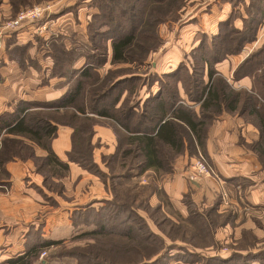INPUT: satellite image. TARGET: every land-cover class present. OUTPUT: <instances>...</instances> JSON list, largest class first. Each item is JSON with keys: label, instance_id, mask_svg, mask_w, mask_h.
Segmentation results:
<instances>
[{"label": "rangeland", "instance_id": "1", "mask_svg": "<svg viewBox=\"0 0 264 264\" xmlns=\"http://www.w3.org/2000/svg\"><path fill=\"white\" fill-rule=\"evenodd\" d=\"M49 1L51 0H18V2L22 3L20 5V8L11 12V15H9L8 17H4L0 20V38L2 43L1 46H3L2 36L4 30L8 32L9 35L11 34V43L14 42V32H16L19 28L25 26H33L35 29L43 28L44 31H47L48 29L46 28V24L48 23V21H53L55 18V15L51 13L50 9H48ZM88 2L92 7V0H88ZM226 3L229 6L235 7L237 11L239 10L238 12L236 11L237 13L234 12L236 13V15L234 16V13L231 14V11L230 15H232V18L235 19L240 14V19L242 21L240 30H246V25L250 26L251 34L253 32L254 39L251 42H246L242 45L239 52L240 54L236 55V60L235 58L232 59V63L225 62L224 59L227 58V55L224 54L225 51H220V53H218L220 61L214 64L212 63L211 67L219 76L225 78V81L229 83L227 77L223 75L220 70H223L224 67H228L231 72L233 71L234 76V72L238 65L241 64L244 59H247L250 56V60L243 67L242 72H258L262 67L264 68V54L258 56L256 59H253V57L264 50V0H185L183 7L177 12L179 18H177V16L176 20L163 23L159 26L158 29L159 34L162 37V43L159 44L157 48L154 49V51L150 52L147 55L145 61H143L141 64L138 62H127L117 65H111L107 60L106 65L104 64L105 66L101 65V67L97 69L100 75H98L97 73V75L95 76L91 75L90 77L84 78L85 80L83 82L82 91L80 95L76 97L73 106L55 108L53 107L55 106L54 104L50 107L51 109L49 110L39 111L42 112L39 113L41 114V116L46 115L47 118H53L54 120L59 121V123L54 121V123L56 124L55 136L57 135V131L60 127L70 130V136L71 134H75V132L80 135L81 139L84 141V143L81 144L82 151L90 152L91 159L93 161H88L89 157L84 153L85 158H87L85 164L88 165L90 162L93 166L89 170L81 167L82 169L98 178L102 183L104 181L107 187L110 186V184L116 187V196L119 199H122L124 197L125 201H131V204L133 206L136 205L138 207L135 210L141 216V218L146 220L145 222H147L148 227V229L143 228L142 230L143 232H146L144 231L145 229L147 231L149 230L151 234L154 235L151 236V240L155 241L152 245V251L149 252V254L145 255V258H147L151 253L160 250V264H175L176 262L177 264H208L206 261L207 259H209L210 264H217L216 262H212L211 259H229L232 256L236 258L233 262H225L223 264H264V205H252L249 201L245 200L244 202L240 199L239 204L233 201L236 196H245L246 189L249 187H257L258 185L264 186V154L258 152V146L256 145L255 148H253L254 151L251 148V145L253 143H260L261 140L258 119L261 116L264 117V102H262L263 107L260 109V111L257 110V117L255 115L251 116L249 114V110L241 111L237 114H231L228 112L221 113H226L231 116H239L242 126H248L250 128V131H247V129L243 130L244 135L241 139H239V143L243 149H245L247 152H251L253 156L256 157V161L258 163L257 167L261 175L255 179V182L246 181L242 183L241 181V185H235L238 186L237 188H235V190H224L218 185L217 189H215L214 191V197H217L213 202L212 200L203 198V201L201 200L197 203L192 200V189L189 184H191L195 188H198L201 186V183L205 178H213L217 181L220 179V176L214 170L205 154L203 155L198 150L196 152L195 150L190 149V144L186 142L185 146L187 147V150L185 151V153L177 156L174 161H172L169 172H162L161 174L157 175L145 171L140 175H137L136 177H130L129 179H114L115 175H120L122 169L120 168L121 161L119 160V157H115L112 154L116 150V146H118V143L122 144L123 146L125 145L127 141L125 139V135L127 134L126 131L122 129L120 123H117L111 117L99 116L94 113L92 114L82 111L79 112V110L77 111L76 107L84 106L87 102L89 103V99L93 95L95 96V94H99L98 96H100V94L112 81V84L117 82L125 83L122 84L121 88L116 89L109 96L103 99L102 102L111 104V102L116 99L117 94H119L118 99H120V105L122 104V102H124L126 105L133 103L137 104L139 109H141L145 99L153 96L157 92L155 88L157 86L159 88L160 82L158 83L156 79L159 78L160 81H162L161 83L163 84H167V82L169 84H172L175 82L173 79L168 80L167 78H164L163 75L166 73L178 72L179 77L183 80L184 74L186 72L191 74L192 68L194 67L198 69V73L194 75V78L197 80V82L202 80L207 81L205 71L206 69H204V72L201 73L204 65L202 61V52L198 48L200 40H204L206 42L205 46H208L209 43L214 40L216 48H218L219 45H227L228 48L232 49L235 48L237 44L236 40L235 42H233V39L235 37L238 38V35L234 34L232 37H230V39L225 38V32L230 30L231 27L219 26V33L220 30H222L220 35H218V32H208L206 34H203L201 33V31H198V33L196 32L193 34L191 41H189L190 38H188L183 44V41L180 39H182L183 29L187 28L186 26H188L195 17L197 18L203 13L213 15L214 12L216 13L217 18H221L222 15L219 14L220 11L214 10V8L216 7V5L219 6ZM38 5L45 6L46 8L42 18H38L27 25H21L13 31L9 30V28L6 27L7 22L10 20H15L21 12H24V10ZM86 8L87 5L85 7V10ZM94 9L96 10V8ZM11 10H13V8ZM61 10L62 7L59 9V12ZM90 10H92V8ZM85 12L86 11L82 10V13H80L81 17L79 16V20L81 19V21L76 20V23L80 24L81 26L72 27V29H68L67 31H63L61 29L60 31L58 28L57 32L51 30L46 35H40L41 33L39 31H36L31 40L28 41V43H24L21 46L11 45V61L21 69H32L37 74H40L45 64V62L42 61V58L45 56V54H48L47 57L50 58L49 61L51 64V67L49 69V77H54L52 76V67L55 63L58 64L57 70L65 72V74L62 75L64 81H55L52 87L60 89L66 86V90L64 92L66 93L69 88L72 89L73 86H75L76 79L79 78L78 74L73 73L72 70L85 69V67L82 68L83 66L81 68H77L76 66L79 65L78 61L80 59H78V57L84 54V51L89 48V40L88 43H85V41H83L84 43L80 42V48H78V46H72V43L76 41L75 39H73L75 34H77L78 37L80 36L79 38H81V35L79 34H82V38L84 37L85 40L86 37L87 40V33H89V30H92V28H90L92 13L85 14ZM75 13L76 10L74 12V16ZM196 13H198V16L196 15ZM207 19L208 18L205 17L203 23L206 22ZM228 20L230 19L227 18V21ZM47 26L49 28L50 24L48 23ZM51 40L56 41H53L51 43ZM96 42H100V44H103V41H100L99 39H97ZM215 47H213L214 50H216ZM203 53H205V55L207 56L215 55V53H212L211 51H205ZM50 54L53 57L49 56ZM134 56L139 58L138 55ZM211 58L212 57H210V59ZM257 59L260 60H258L257 62ZM169 68L170 70L167 71ZM92 70L94 69H91V71ZM124 76H128L127 79H124ZM129 78L138 79L128 81ZM234 78L238 79L239 77ZM238 90L247 89L240 87L238 88ZM126 100H128V103L125 102ZM33 103H35V101L31 100L26 102V104H22V106L24 108H34L35 105H30ZM14 107L12 108L13 110ZM17 108L21 109L19 106ZM2 114H5V112H3ZM220 115L216 116L212 120V123L215 122ZM102 127L107 128L112 133L111 138L97 137L96 130L102 129ZM89 132L91 133V135L90 138L87 139L86 135ZM11 137L13 138V136L8 135L3 131L1 132L0 153L4 149L9 152L10 156L12 155V153L18 154L20 156L22 155V158H24V160L22 161L30 160L34 166V170L37 173L42 175V177H44L45 175L47 176L46 184L53 188L52 191L60 193L63 189V185H66L67 183V178L65 175L61 181L62 183L56 185L54 179L56 178V176L51 175V173H49L50 170H47V172L46 169L41 168L42 162L44 161L42 157L46 156V150L29 139H23L27 144V147L23 145L18 146V144H11ZM17 139L21 140V138L18 137ZM28 147H30V149L34 151V153H32L34 157H30V150L28 149ZM200 155L203 156L208 162L209 167L211 168V172L209 175H206L202 178L200 177L198 180H190L188 174H186L188 166L193 159L198 158ZM130 158L132 157L126 159L125 164L129 165L133 161L135 163L139 162V159H131L133 161H130ZM177 160H179L180 162H177ZM2 166L3 165H0L1 181L7 178V174H5V171L1 169ZM107 166H110V169ZM177 177H180L183 182H186L187 184V188L181 192L180 198L186 207V215H189L190 211H192L194 215L197 213L198 216H193V219L191 221L193 223H197V227H194L191 224L183 223V218L179 213V209H177L176 206L170 203L167 198V193L164 190V184ZM151 182H155L156 186L158 187V190L153 196H151L149 192V189H151V186H149ZM0 184L1 191L8 188L7 186H5V182ZM108 189L109 188H107V190ZM261 190L264 191V188ZM129 191H134V193H129ZM258 192L260 191L258 190L254 195L257 199H259L260 194ZM61 193L63 194V192ZM124 193H127V197L124 196ZM155 196L159 198L157 201L158 203H155L153 201V198ZM63 197L65 199L68 198L65 194ZM263 197L264 195L262 193L260 195V198L262 199ZM111 199L112 201H114L112 194L110 193V198L107 200ZM48 200L49 199L47 198V201ZM107 200H103L98 208L90 206L91 203L76 204L72 207L82 208L84 206H87L86 209L95 211L103 206V202ZM115 201L119 202V200L117 199H115ZM48 210L52 209L48 208ZM76 210H74L73 212H77ZM211 210H213V213H211ZM220 214L227 216V219H225L222 224H220V222L218 221L219 217H216ZM205 216L206 219L215 217L213 219L215 221L217 220V225L212 224L211 226L213 227V229L209 228V234L207 233V235H205V232L202 233L200 231L201 228L199 227V223L204 222L203 219L205 218ZM152 219L155 221V223ZM35 232H38V229H36ZM78 235L74 236L73 238L71 237L66 242L55 241L58 242V244L51 245L47 249L40 251V253L34 259V263L77 264L78 260L74 258L72 252H76V249H80L82 251L83 249H86L85 251L90 252L92 247L91 245L87 247V245H89V243L91 242L94 244V238H77ZM33 237L34 234L32 235V239ZM101 240L105 241L106 239ZM115 245L113 244V249L110 250L111 253H107V251L103 252L102 250H100L96 252L97 256L101 257V255H104V257L106 258V262L110 261L116 264H133L139 261V259H142L138 256L139 253L135 255L131 260H128V258H123L124 251L115 249ZM181 248H183L184 250H182ZM252 256H256V259L251 260L250 258H252Z\"/></svg>", "mask_w": 264, "mask_h": 264}, {"label": "trees", "instance_id": "2", "mask_svg": "<svg viewBox=\"0 0 264 264\" xmlns=\"http://www.w3.org/2000/svg\"><path fill=\"white\" fill-rule=\"evenodd\" d=\"M184 3L185 0H92V7L96 8L97 11L95 10L92 13L90 22L92 30H89V33H87L91 47L89 46L84 51V54L79 56L85 59L82 67H85V69L72 70L73 73L79 76L76 79L75 86L72 89L69 88L63 96L54 101L30 104L35 105L36 107L34 108H24L22 104H26V102H20L11 113L0 114V134L3 131L13 136V138L11 137V144L27 147L23 139H29L45 149L47 153L46 156L42 157L44 161L41 168L46 169V171L50 170L49 173L56 176L54 178L56 185L61 184L64 176H67L68 161L76 163L86 170L91 169L93 165L90 162L86 165L85 161L87 158L84 156L87 154L89 157L88 161H92L91 154L90 152L82 151L81 144L84 141L76 132L75 134H71V148L66 153L67 162L61 160L51 150L50 141L56 134V124L54 121L58 123L59 121L47 118L46 115L41 116L39 113L42 112L39 111L49 110L54 104L55 106L53 107L55 108L73 106L76 97L82 91L84 78L97 75V69L101 65L104 66L109 54L111 65L127 62H138L141 64L145 61L147 55L162 43V37L158 29L159 26L179 18L177 12L183 7ZM221 26L231 27L230 30L225 32L224 36L226 35L225 38L230 39L234 34H237L238 38L235 37L233 39V42L236 40L237 44L232 49L228 48L227 45H219L216 48L214 40L208 46H205L206 42L204 40H200L198 48L202 52L204 65L201 73L206 69L207 81L202 80L197 82L194 75L198 73V69L194 67L191 74L188 72L184 74L183 80L179 77L178 72L166 73L163 77L168 80L173 79L175 82L163 84L159 78L156 79L158 83L160 82V86L153 96L144 100L141 109L138 108L137 104L130 103L126 105L124 102L116 108L115 103L119 100V94H117L116 99L111 104L102 102L103 99L116 89L121 88L122 84L125 83L117 82L112 84V81L100 96H98L99 94H95V96L93 95L89 99V103L87 102L84 106L76 107L79 112L111 117L117 123H120L122 129L126 131L125 139L127 141L125 145L123 146L118 143L116 150L112 154L115 157H119L121 161L120 168L122 169L120 175H115L114 179H129L145 171L157 175L162 172H169L172 161L187 150L185 146L186 142L190 144V149L196 152L198 150L204 155L207 129L212 120L222 112L237 114L241 111L249 110L251 116H258L257 110L260 111L263 107L262 102H264V68L262 67L258 72H242L243 67L249 62L250 56L238 65L234 72V77L248 76L251 79L252 87L247 91L233 89L225 81V78L219 76L211 67L212 63L220 61V57L218 56L220 51H225L224 54L238 53L244 43L251 42L254 39L253 32L251 34V28L247 25L246 30L235 28L230 20L221 24ZM97 39L103 41V44L97 43ZM53 41L56 40H51V43ZM205 51H211L215 55L207 56L203 53ZM262 54H264V50L255 55L253 59ZM134 55H138L139 58ZM49 56L53 57L51 54ZM210 57L212 58L210 59ZM258 60L260 59L256 61L258 62ZM57 68L58 64H53L52 76L62 77L65 72H61ZM91 69L94 70L91 71ZM98 75L100 74L98 73ZM127 77L124 76V79H127ZM135 79L138 78H129L128 81ZM178 85L183 90V97L179 92ZM185 100L195 103L197 109L195 106L192 107L187 104ZM125 102L128 103V100ZM18 106L21 109L17 108ZM115 113H118L117 115L119 116ZM258 124L261 140L260 143H253L251 148H255L256 145L258 146V152L264 154L263 116L259 117ZM90 135V132L86 135L87 139L90 138ZM17 137L21 138V140H18ZM28 149L30 150V157H34L32 154L34 151L30 147ZM129 157H132L130 161H133L131 159H139V162L135 163L133 161L129 165L125 164L126 159ZM14 159L24 160L22 155L12 153L10 156L9 152L4 149L0 153V165H4L6 161ZM108 168L110 169V166ZM1 169L4 171L3 166ZM43 178L46 187L53 190L51 186L46 184L47 176L45 175ZM103 183L105 184L104 181ZM149 186H151V189H149L150 195L158 190L155 182H151ZM105 187H107L106 184ZM107 188H109L114 201L111 199L103 202V206L98 210L85 209L86 211L83 212L78 210L76 214L72 215L73 223L76 224L78 222L88 227L77 238H94V244L91 242L87 245V247L90 245L92 247L90 252L85 251L86 249H83V251L76 249V252H72L74 258L78 260L77 264H116L110 261L106 262L104 255L98 257L96 253L100 250L111 253L110 250L113 249V244H117L115 245V249L124 251L123 258H128V260H131L139 253L138 256L142 259L133 264H160V250L151 253L145 258V255L152 251V245L155 241L151 240V236L154 235L149 230V232L146 230L148 229L146 220L141 218L136 212L135 209L138 207L136 205L133 206L131 201H125L124 197L119 199L116 196V187L113 185L110 184ZM129 193H134V191H129ZM124 196L127 197V193H124ZM115 199L119 200V202H116ZM211 213H213V210H211ZM195 215L198 216L197 213ZM195 215L190 211L189 215H187L188 217L186 216L183 219V223L197 227V223L191 222L192 217ZM216 217H219L218 221L220 224L227 219V216L222 214ZM213 218L206 219L205 216L204 222L199 223L200 231L202 233L205 232V235L209 234V228L213 229L212 224L217 225V220L215 221ZM143 228H146L144 230L146 232H143ZM101 239L106 240L103 241ZM32 240V244L27 250L9 258L5 264H35L34 259L40 251L47 249L51 245L58 244L55 241L39 239L38 236H34ZM181 249L184 250L183 248ZM235 259L232 256L229 259L212 258L211 260L217 264H223L225 262L231 263ZM250 259L254 260L256 256H252ZM206 261L210 264L209 259Z\"/></svg>", "mask_w": 264, "mask_h": 264}, {"label": "crops", "instance_id": "3", "mask_svg": "<svg viewBox=\"0 0 264 264\" xmlns=\"http://www.w3.org/2000/svg\"><path fill=\"white\" fill-rule=\"evenodd\" d=\"M59 3L62 4L60 5ZM21 4L18 0H0V20L11 15V12L14 10L19 9ZM48 4V9L55 15V18L53 21H48L50 24L49 28L47 26L48 23L46 24L47 31H44L43 28L35 29L33 26L19 28L14 32L15 38L13 43H11V34L9 35L5 30L3 32V46L0 48V114L3 112L11 113V110L13 111L12 108L16 107L20 102L32 100L35 103H41L56 100L66 90V86L60 89L52 87L55 81H64V78L49 77L51 64L50 58L47 57L48 54H45L42 58L45 64L42 69L43 73L40 72V74H37L32 69H21L11 61V45L21 46L24 43H28L36 31H39L40 35H46L51 30L57 32L58 28L59 30L67 31L68 29H72V27L81 26L76 23V20L81 21V19L79 20V16L81 17L80 13H82V10L86 11L85 14H91L95 11L89 5L88 0H51ZM86 5L87 8L85 10ZM61 7L62 10L59 12ZM12 8L13 10H11ZM91 8L92 10H90ZM214 10L220 11L221 18H217L214 12L213 15L203 13L197 18L193 16L195 17L194 20L192 19L193 21L186 26L187 28L183 29L182 39H180L183 41V44L188 38L191 41L193 34L198 33V31H201L203 34L218 32L219 35L221 33V31L219 33V26L225 23L227 18L230 19V22L232 21L231 24L233 23L232 25L235 28L241 29V15L239 14L235 19L230 15L231 11V14L237 11L235 7L229 6L226 3L224 5H216ZM196 15L198 16V13ZM205 17L208 19L204 24ZM79 35H81V38L77 34L73 37L76 40L72 43L73 47L78 46L80 48L79 44L83 41L88 43L86 37L84 40L82 34ZM239 52L225 54L227 58L224 61L232 63V59L235 58L236 60V55H239ZM78 59H80L78 61L79 65L76 67L81 68L84 65L85 59L83 57H79ZM108 62L110 63V54ZM169 70L170 68L167 71ZM220 71L227 77L229 81L227 83L233 89L243 87L249 91L251 79L248 76L235 79L233 71L231 72L228 67H224ZM178 87L183 97V90L180 85ZM155 90H158V86ZM187 104L192 107L195 106L197 109L195 103L187 101ZM119 105L120 99L115 103V107L117 108ZM240 120L239 116L223 113L215 122H211L209 125L204 154L220 176V179L217 181L213 178H205L198 188L189 184L192 189L191 197L194 202L203 201V198L212 200L213 202L217 197H214V191L218 185L224 190H235L238 187L235 185H241V181L242 183L246 181L255 182V179L261 175L257 167L256 157L251 152L243 149L239 143V139L244 135L243 130L247 129V131H250L248 126H242ZM96 131L99 138L112 137V133L105 127ZM70 148V130L60 127L57 135L51 140V149L61 160L67 162L66 153ZM177 162L180 161L177 160ZM67 163V183L63 185L61 191L63 194L61 192H54L46 187L42 175L34 170V166L30 160L22 161L14 159L13 161L10 160L4 163L3 168L5 174H7V178L0 182H5V186L8 188L3 191L0 190V264H5L9 258L27 250L32 244L33 234L34 236H39V239L66 242L71 237L73 238L84 232L88 228L87 225L78 222L76 224L73 223L72 215L76 214V212H73L76 209H82V212L86 211L87 206L82 208L72 206L81 203H91L93 205L90 204V206L98 208L103 200L110 198L111 192L105 188V185L98 178L73 162L68 161ZM186 188V182H183L180 177L164 184L168 200L179 209V213L183 219L187 215L186 207L181 201L180 194ZM263 188L264 186L261 185L249 187L246 189L245 196H236L233 201L239 204L240 199L244 202L245 200L249 201L252 205H264V197L260 198L262 193L264 195V191L261 190ZM258 190L260 191L258 192L260 193L259 199L254 196ZM64 194L68 197L67 199L63 197ZM153 195L155 193L151 194V196ZM47 198L50 201H47ZM158 199L155 196L153 201L158 203ZM48 208L52 210H48ZM36 229H38V232H35Z\"/></svg>", "mask_w": 264, "mask_h": 264}, {"label": "built area", "instance_id": "4", "mask_svg": "<svg viewBox=\"0 0 264 264\" xmlns=\"http://www.w3.org/2000/svg\"><path fill=\"white\" fill-rule=\"evenodd\" d=\"M45 9V6L38 5L24 10V12H21L15 20L8 21L6 27L9 28V30L13 31L21 25L32 23L34 20L42 18ZM1 45L2 43L0 38V47ZM210 172L211 168L209 167L208 162L203 156L200 155L198 158H195L190 162L186 174H188L190 180H198L200 177L202 178L206 175H209Z\"/></svg>", "mask_w": 264, "mask_h": 264}]
</instances>
